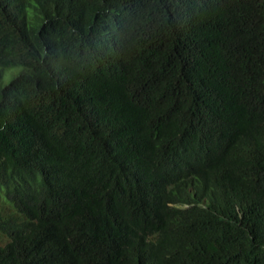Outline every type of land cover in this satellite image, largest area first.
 Here are the masks:
<instances>
[{
  "label": "trees",
  "instance_id": "trees-1",
  "mask_svg": "<svg viewBox=\"0 0 264 264\" xmlns=\"http://www.w3.org/2000/svg\"><path fill=\"white\" fill-rule=\"evenodd\" d=\"M263 208L264 0H0V264H264Z\"/></svg>",
  "mask_w": 264,
  "mask_h": 264
},
{
  "label": "clouds",
  "instance_id": "clouds-1",
  "mask_svg": "<svg viewBox=\"0 0 264 264\" xmlns=\"http://www.w3.org/2000/svg\"><path fill=\"white\" fill-rule=\"evenodd\" d=\"M247 235L248 238L253 237L254 230H256L262 237L264 236V208L262 211V217L256 222V226H254L250 222L240 223L238 224Z\"/></svg>",
  "mask_w": 264,
  "mask_h": 264
},
{
  "label": "rangeland",
  "instance_id": "rangeland-1",
  "mask_svg": "<svg viewBox=\"0 0 264 264\" xmlns=\"http://www.w3.org/2000/svg\"><path fill=\"white\" fill-rule=\"evenodd\" d=\"M20 67H12L8 70L5 71L3 75V81L6 82L8 81L15 73L19 71Z\"/></svg>",
  "mask_w": 264,
  "mask_h": 264
}]
</instances>
